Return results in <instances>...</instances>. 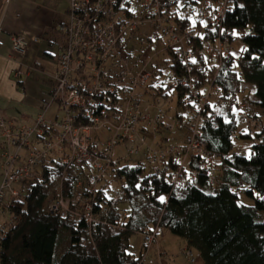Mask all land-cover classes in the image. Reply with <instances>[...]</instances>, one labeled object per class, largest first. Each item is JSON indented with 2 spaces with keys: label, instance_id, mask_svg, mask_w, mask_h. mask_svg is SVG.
I'll list each match as a JSON object with an SVG mask.
<instances>
[{
  "label": "trees",
  "instance_id": "trees-1",
  "mask_svg": "<svg viewBox=\"0 0 264 264\" xmlns=\"http://www.w3.org/2000/svg\"><path fill=\"white\" fill-rule=\"evenodd\" d=\"M140 1L150 10L144 13L145 8H133V0H120L119 5L132 20L144 23L146 19L162 17L166 24L190 31L186 44L194 56L188 64L184 65L174 49L166 46L171 56L168 67L172 76L189 74L190 66L192 74L201 78L199 87L205 89L213 84L223 92L220 107L214 97L205 107V118L209 112L217 113L215 124L204 119L199 125L200 139L214 159L215 171L206 166L205 157L190 154L185 159L183 172H197L195 180L175 185L171 178L178 167L173 161L171 173L157 175L148 158L145 159L151 166L149 173H146L144 161L123 164L122 159H112L106 173L93 188L85 180L79 184L83 174L93 173L90 165L68 164L64 161L68 153L58 148L44 162L31 167L32 176L12 182L6 188L7 195L2 204L4 214L0 216V264H141L148 244L144 241L141 253L136 256L130 252L131 237L145 226L156 233L163 227L183 238L189 248L199 252L204 264H264V139H257L259 136L264 138V128L252 132L245 123L235 119L237 108L228 103L231 96L238 97L253 86L255 98H251V90L242 100L254 102L264 127V0ZM205 2H209L207 11L211 17L216 16L219 7H225L219 25L203 20ZM155 6L159 7L157 12L153 10ZM197 8L199 20L193 23L190 13ZM103 19L101 15L92 24L94 31H98ZM62 23L57 29L59 36H52L56 43V37L60 38L58 44L62 40L59 30ZM135 32L130 33L123 46ZM162 37L153 31L140 39L143 43H152ZM220 40H227L230 45L239 41L242 48L237 52L230 49L221 63L200 56L207 42ZM130 57L128 54L127 58ZM18 84L23 83L18 81ZM153 87L155 95H169L164 92V87ZM117 89L98 96L97 105L91 111L102 118L112 112L115 119L113 132L121 118L120 108L114 105L122 98L121 91H125L119 86ZM176 91L178 106L174 117L181 121L178 129L186 128L190 133L189 125L194 122L195 113L201 111V105L197 101L186 104L183 101L186 90L178 88ZM107 102L114 107L104 104ZM103 108H107V112ZM77 117L81 125L90 124L82 112H77ZM56 119L59 120L58 116ZM46 127L41 139L55 143L57 130ZM233 133L237 134L236 138L255 139L249 153L241 154ZM47 135L55 140L48 139ZM92 138L94 149L108 148V144L100 147L98 135L92 134ZM40 144L42 147L37 146L38 149L44 148V142ZM58 153L64 155L58 157ZM21 165L19 160L16 161L17 167ZM213 172L214 182L211 180ZM28 180L34 182L27 185ZM13 190L18 195H13ZM242 193L254 202L242 203ZM61 198L70 200L65 216L61 209H54ZM86 203L91 204L95 220L87 218Z\"/></svg>",
  "mask_w": 264,
  "mask_h": 264
},
{
  "label": "built area",
  "instance_id": "built-area-1",
  "mask_svg": "<svg viewBox=\"0 0 264 264\" xmlns=\"http://www.w3.org/2000/svg\"><path fill=\"white\" fill-rule=\"evenodd\" d=\"M120 0H70L69 6V20L60 25V36L62 40L59 43L61 54L59 56V71L56 84L52 90L53 101L61 102L65 108V116L62 119L51 121L50 124L46 123V117L42 115L38 120V125L29 130L30 128L21 127L14 128L16 134L7 132L8 137L15 142H20V150L14 156L9 155L10 151L3 154L5 162L4 167V180L0 185V216L2 214V204L7 195L6 188L12 182H21L26 178L32 176V166L44 162L49 155L56 149L64 151L69 147L70 153L66 155L64 161L77 165L89 164L93 173L83 174V178L79 181L82 184L84 180L89 186L95 187L99 179L106 173L112 161L113 149L120 142H135L144 143V136L140 135L142 132L153 131L155 138L159 133V128H165L175 131L179 128L181 121L173 116V127L166 124L165 119L168 112L162 107L158 106L155 102L153 108L156 109L153 114L150 107H143L140 104L137 88H141L147 92L148 86L153 78L159 76L158 71L148 70L151 65V55H147L141 66L132 63L127 58V55L121 50L124 46L123 43L127 40L132 31L139 29L142 25H149L154 30L155 34H160L166 37L167 47L174 49L177 56H179L183 64H188V61L193 58L191 50L185 47V43L190 39V31L188 29L178 30L172 25L165 23L162 17H152L142 21L132 20L128 17V12L121 8ZM209 2H205L202 8V18L205 22L219 25L225 13V7H219L216 16L211 17L208 9ZM144 13L150 10L149 6L143 5ZM156 12L159 10L158 6L153 8ZM103 15L104 19L98 26L96 32L92 26L93 23ZM152 40V39H151ZM31 41L37 42V37L29 38L24 34H15L12 37V52L15 57H23L27 53V48ZM227 40H220L216 43L207 42L201 50L200 56L210 57L221 63V60L228 56L230 47L227 46ZM143 43V41H142ZM117 54L115 57L113 55ZM94 63L91 69L92 74L86 76L83 72L86 62ZM110 65L107 66V62ZM73 63L76 66H73ZM77 63V64H76ZM169 66V65H168ZM190 73L180 77L172 76L171 87L175 89L182 88L184 92L183 101L188 104L197 101L201 105V111L195 113L194 122L188 128L190 133L181 135V139L175 143V147L160 149L157 147H147L143 156L150 159L152 163V171L161 175L163 173H171V161L177 164L178 169L173 171L171 182L175 185H185L190 181L195 180L197 172L186 174L183 168L186 165V158L192 154L198 157H205L206 166L211 167L215 171V162L209 152L205 149V143L200 139L199 125L204 119H210L215 124L217 118L216 112H209L208 117L205 118V107L211 97L218 100L216 105L221 106V98L223 92L213 84L208 85L205 89L199 87L201 78L198 74H192L190 66H188ZM147 71L149 72L148 74ZM14 76L19 78L21 72L16 70ZM118 86L125 91L124 94L125 104L116 103L114 106L120 108L121 118L118 121L112 137L108 141V148L106 150L94 149L92 130L96 126H105L107 118L95 116L91 114L94 107L97 105V97L109 92L118 90ZM120 89V90H121ZM46 103L45 110L49 109L53 103ZM229 104L235 105L237 108L235 119L245 123L252 132L263 130V123L258 116L256 105L251 100H240L237 96H231L228 99ZM109 107H114L113 104L104 103ZM82 112L86 120L90 121L88 125H81L77 112ZM107 112V108H103ZM201 120V121H200ZM2 122V121H1ZM168 123V122H167ZM48 125V126H47ZM1 126H5L2 122ZM47 126V127H46ZM44 127L48 130L52 128L55 133L56 142L43 141L41 136L44 135ZM80 132H83L81 134ZM179 137V138H180ZM236 138L237 134L233 133ZM258 141L264 138L259 136ZM44 142V148L38 149V144ZM65 145V146H60ZM143 145V144H142ZM132 147L130 152H140L141 146ZM26 148L25 151L22 149ZM250 150V149H249ZM241 154L249 153L241 150ZM27 157L25 158V156ZM184 158V161L182 160ZM22 163L21 166H16V161ZM215 172L211 175L212 182L215 181ZM13 195H18V192L13 190ZM80 198H78L79 200ZM70 200L61 198L54 206L55 210H62V215L65 216L69 210ZM86 216L91 220L96 217L91 213V204H85ZM107 210V208H105ZM140 233L144 236L148 248L155 243L157 239L156 231H152L149 227H141ZM186 256L188 262L195 263L197 257L195 256L192 248L186 247L182 253ZM141 264H149L145 258Z\"/></svg>",
  "mask_w": 264,
  "mask_h": 264
},
{
  "label": "rangeland",
  "instance_id": "rangeland-1",
  "mask_svg": "<svg viewBox=\"0 0 264 264\" xmlns=\"http://www.w3.org/2000/svg\"><path fill=\"white\" fill-rule=\"evenodd\" d=\"M6 0H1L0 5L4 7ZM44 7L55 8L56 6L59 8V13L57 14V21H68L69 13L68 9L70 6V0H37ZM0 6V8L2 7ZM132 7L135 9H141L142 1L133 0ZM1 11V10H0ZM62 14V16H60ZM191 19L193 23L199 20V8L192 11L190 13ZM56 31V33H55ZM54 33L58 35L57 30ZM154 30L150 26H141L136 32L128 39L126 45L121 49L125 55L131 54L132 57L129 58V61L132 63H138L141 66V63L144 61L147 55H151V65L148 70L153 71V69L160 72V75L153 78V80L147 84L152 85L149 91L145 92L140 87L137 88V93L140 94L139 100L140 104L143 107H150V111L154 114L156 109L153 108L152 105L156 102L158 106L162 107L165 111L168 112V116L165 119L166 124H169L173 127V116L176 113L177 102H178V94L177 89L175 87H171L172 82V73L168 67V63L171 59L169 53H167V45L168 39L166 37L162 39H156L152 43H142L140 39L141 36L147 37V34H151ZM59 42V37H56ZM52 41V42H50ZM58 42L56 43L52 38V35L48 38H41L40 41L34 42L31 41L27 48V52L30 53L28 57H15L11 56L10 59H13L14 68L10 74H0V103H4L3 106L0 105V185L1 181L4 180V158L3 154L7 151L10 153L9 155L14 156L20 150V142H15L13 139L8 137L7 132L10 130L11 134H16V131L12 129L26 127L34 129L38 125L39 118L44 115L46 117V123L50 124L52 120L58 116L59 119H62L65 114L64 105L61 102L53 101L52 90L57 81V74L59 71V56L61 54V49L59 47ZM186 48L188 49V45L185 43ZM228 47L233 52H237L242 48V44L239 41H234L230 45L227 44ZM26 55V54H25ZM168 61V62H167ZM77 64V63H76ZM110 65V61L107 62V66ZM73 66H76L73 63ZM94 66L93 62L87 61L84 67L83 72L88 77L92 74L91 69ZM238 69V67H237ZM19 70L21 72V76L16 78L14 76V72ZM149 72L147 71L146 74ZM18 81H21L23 84L19 85ZM161 84L164 87V92L169 94L168 96L155 95L156 89L153 87ZM252 90V91H251ZM251 91V98H255L254 96V88L253 86H249L244 92L238 94V98L242 100L245 96L248 95V92ZM122 100L120 104H125L124 94L121 95ZM53 103L51 107L45 110L44 106L46 103ZM262 119L264 122V114L262 115ZM4 122L5 126H1L2 122ZM107 123L105 126L101 125L100 127L93 128V135H98L100 139V147H104L110 138L112 137L113 130L112 127L115 125V119L112 115V112H108ZM201 121V120H200ZM168 122V123H167ZM244 126L246 129L247 127ZM14 127V128H13ZM161 128V127H160ZM159 133H157V138H155V134L153 131L148 132H140L141 136H144V143H135V142H120L113 149V160L122 159L123 164L128 161V163L133 164L138 161H144L146 165V173L151 171L150 163L143 156V152L145 153V149L147 147H159L160 149L170 148L172 146L175 147V143L179 140L181 135H186L188 131L186 128L176 129L175 131H171L165 128L160 129ZM83 134V132H80ZM48 139L55 140L54 137L47 135ZM166 136V137H164ZM167 138V139H166ZM255 139L247 138H235L236 147L239 146L238 149L249 151L251 146L254 144ZM155 143V144H154ZM143 144V145H142ZM141 146V151L136 153L135 151L132 153L129 150L132 147ZM38 147H42V145H38ZM23 151L26 148L23 147ZM65 153H70L69 147L65 148ZM64 153H58L59 156H63ZM184 161V158H182ZM33 180H28L27 185L33 183ZM16 187V186H15ZM240 201L245 204H252L253 199L246 197L243 193L240 194ZM3 212V210H2ZM4 213H2L3 215ZM264 219V216H263ZM3 221V217L1 218ZM158 242L162 246L159 245L160 249L163 251V247L165 249V262L168 264H189L186 256H184L183 248H180L179 243L183 238L172 234L169 230L165 228L158 229ZM156 239V241H157ZM144 236L141 233H135L131 237V247L130 252L136 256L141 253V249L144 244ZM155 241V243H156ZM155 247L157 245L151 246L155 251ZM158 249V248H157ZM195 256L197 257L198 251L195 248H192ZM153 251L151 252V256H153ZM150 256V257H151ZM149 259V257H148ZM150 261V260H149ZM196 264H202L201 261L197 259ZM194 263V264H195ZM192 264V263H191Z\"/></svg>",
  "mask_w": 264,
  "mask_h": 264
},
{
  "label": "crops",
  "instance_id": "crops-1",
  "mask_svg": "<svg viewBox=\"0 0 264 264\" xmlns=\"http://www.w3.org/2000/svg\"><path fill=\"white\" fill-rule=\"evenodd\" d=\"M5 4L4 7L0 5L2 6L0 8V74H10L14 68L13 59L10 58L13 55L12 37L15 34H24L29 38L37 37L40 41L41 38L55 35L58 25L64 22L56 20L59 13L57 6L55 8L44 7L37 0H6ZM29 55L30 53L27 52L25 58ZM0 105L3 106L4 103H0ZM155 245L158 248L155 247V251L148 248L144 252L147 262L149 264H168L165 262V256H167L164 255L165 249L164 247L163 251L160 249L159 245H162L159 244L158 239L153 246ZM179 246L180 248L188 247L185 240H181ZM152 251L153 256H151ZM197 258L204 264L199 252Z\"/></svg>",
  "mask_w": 264,
  "mask_h": 264
},
{
  "label": "snow or ice",
  "instance_id": "snow-or-ice-1",
  "mask_svg": "<svg viewBox=\"0 0 264 264\" xmlns=\"http://www.w3.org/2000/svg\"><path fill=\"white\" fill-rule=\"evenodd\" d=\"M161 200H163V197H161Z\"/></svg>",
  "mask_w": 264,
  "mask_h": 264
},
{
  "label": "flooded vegetation",
  "instance_id": "flooded-vegetation-1",
  "mask_svg": "<svg viewBox=\"0 0 264 264\" xmlns=\"http://www.w3.org/2000/svg\"><path fill=\"white\" fill-rule=\"evenodd\" d=\"M0 3H1V1H0Z\"/></svg>",
  "mask_w": 264,
  "mask_h": 264
},
{
  "label": "water",
  "instance_id": "water-1",
  "mask_svg": "<svg viewBox=\"0 0 264 264\" xmlns=\"http://www.w3.org/2000/svg\"><path fill=\"white\" fill-rule=\"evenodd\" d=\"M1 1V0H0Z\"/></svg>",
  "mask_w": 264,
  "mask_h": 264
}]
</instances>
